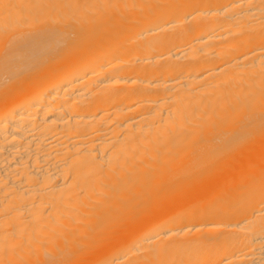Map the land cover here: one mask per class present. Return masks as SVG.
<instances>
[{
  "label": "bare ground",
  "instance_id": "6f19581e",
  "mask_svg": "<svg viewBox=\"0 0 264 264\" xmlns=\"http://www.w3.org/2000/svg\"><path fill=\"white\" fill-rule=\"evenodd\" d=\"M0 264H264V0H0Z\"/></svg>",
  "mask_w": 264,
  "mask_h": 264
}]
</instances>
